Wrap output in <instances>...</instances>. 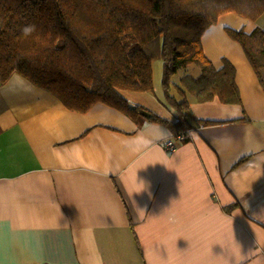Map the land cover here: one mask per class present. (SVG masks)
Wrapping results in <instances>:
<instances>
[{"label": "crops", "instance_id": "0c3cea01", "mask_svg": "<svg viewBox=\"0 0 264 264\" xmlns=\"http://www.w3.org/2000/svg\"><path fill=\"white\" fill-rule=\"evenodd\" d=\"M226 28L264 30V13L222 14L202 38L217 69L224 59L235 67L242 104L189 95L197 128L173 151L164 124L140 126L101 102L72 111L19 73L0 79L9 264H264V88ZM188 74L200 72L179 70L173 94ZM161 81L153 63L152 91L118 92L176 122Z\"/></svg>", "mask_w": 264, "mask_h": 264}, {"label": "trees", "instance_id": "16d2710c", "mask_svg": "<svg viewBox=\"0 0 264 264\" xmlns=\"http://www.w3.org/2000/svg\"><path fill=\"white\" fill-rule=\"evenodd\" d=\"M228 12L255 21L264 0H0V79L19 73L69 110L86 113L101 102L140 126L164 124L186 143L197 128L189 95L199 103L242 104L233 64L224 59L217 69L203 50L205 31ZM225 31L242 46L264 88V30ZM158 59L163 98L176 122L131 105L118 92L152 91ZM189 66L199 76H183L173 94V76Z\"/></svg>", "mask_w": 264, "mask_h": 264}, {"label": "snow or ice", "instance_id": "6c2138e0", "mask_svg": "<svg viewBox=\"0 0 264 264\" xmlns=\"http://www.w3.org/2000/svg\"><path fill=\"white\" fill-rule=\"evenodd\" d=\"M9 235V226L0 224V264H9L5 260V244ZM51 264H60V262L53 261Z\"/></svg>", "mask_w": 264, "mask_h": 264}, {"label": "built area", "instance_id": "2783aa9c", "mask_svg": "<svg viewBox=\"0 0 264 264\" xmlns=\"http://www.w3.org/2000/svg\"><path fill=\"white\" fill-rule=\"evenodd\" d=\"M192 130H189L188 133L191 134ZM177 146V141L174 139V137L170 140H168L165 143V147L169 150V151H173Z\"/></svg>", "mask_w": 264, "mask_h": 264}, {"label": "rangeland", "instance_id": "374dc122", "mask_svg": "<svg viewBox=\"0 0 264 264\" xmlns=\"http://www.w3.org/2000/svg\"><path fill=\"white\" fill-rule=\"evenodd\" d=\"M162 67V61L161 60H155L154 61V68L157 69V71H159V69L161 70Z\"/></svg>", "mask_w": 264, "mask_h": 264}, {"label": "water", "instance_id": "95a60500", "mask_svg": "<svg viewBox=\"0 0 264 264\" xmlns=\"http://www.w3.org/2000/svg\"><path fill=\"white\" fill-rule=\"evenodd\" d=\"M143 115H144L145 117H147V118L150 117V113H149V112H146V111L143 112Z\"/></svg>", "mask_w": 264, "mask_h": 264}, {"label": "clouds", "instance_id": "9594fccd", "mask_svg": "<svg viewBox=\"0 0 264 264\" xmlns=\"http://www.w3.org/2000/svg\"><path fill=\"white\" fill-rule=\"evenodd\" d=\"M26 31H28V29H26ZM147 189L145 188V190L144 191H146Z\"/></svg>", "mask_w": 264, "mask_h": 264}]
</instances>
